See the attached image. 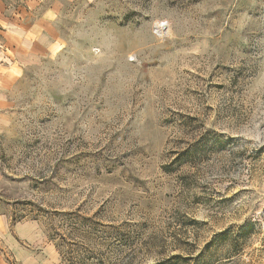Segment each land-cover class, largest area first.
Masks as SVG:
<instances>
[{
	"label": "rangeland",
	"instance_id": "rangeland-1",
	"mask_svg": "<svg viewBox=\"0 0 264 264\" xmlns=\"http://www.w3.org/2000/svg\"><path fill=\"white\" fill-rule=\"evenodd\" d=\"M12 25L43 54L0 67V215L48 264H264V0H0Z\"/></svg>",
	"mask_w": 264,
	"mask_h": 264
},
{
	"label": "crops",
	"instance_id": "crops-1",
	"mask_svg": "<svg viewBox=\"0 0 264 264\" xmlns=\"http://www.w3.org/2000/svg\"><path fill=\"white\" fill-rule=\"evenodd\" d=\"M9 28H6L4 41L0 44V67L7 69L6 73L11 65L19 68V65L21 67L33 62L43 54L41 44L29 29H22L17 25H12ZM44 241L46 240L37 222L28 220V222H15L10 226L8 218L5 215H0V244L5 245L11 251L19 264H48L54 259L53 251H50L51 246L49 249L48 244ZM25 242H44L42 248L46 245L47 247L43 252L37 253L28 248ZM0 264H7L2 258L1 252Z\"/></svg>",
	"mask_w": 264,
	"mask_h": 264
},
{
	"label": "bare ground",
	"instance_id": "bare-ground-1",
	"mask_svg": "<svg viewBox=\"0 0 264 264\" xmlns=\"http://www.w3.org/2000/svg\"><path fill=\"white\" fill-rule=\"evenodd\" d=\"M166 24L165 23H161L159 31L162 32V29H165Z\"/></svg>",
	"mask_w": 264,
	"mask_h": 264
}]
</instances>
